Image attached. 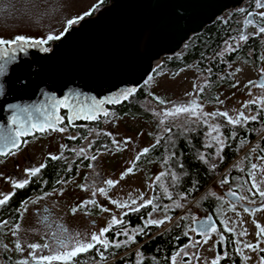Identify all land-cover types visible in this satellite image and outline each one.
I'll return each mask as SVG.
<instances>
[{
  "label": "rangeland",
  "instance_id": "374dc122",
  "mask_svg": "<svg viewBox=\"0 0 264 264\" xmlns=\"http://www.w3.org/2000/svg\"><path fill=\"white\" fill-rule=\"evenodd\" d=\"M26 0H22L23 4ZM101 0H31L34 7L26 10L24 7H19L15 15V6L11 9V6L6 9L4 19L0 20V27L5 25V28L13 26L15 24L25 25V20L29 17H33L37 23V30L34 34L40 39H45L49 34L60 35L64 32L67 26V21L71 19L80 18L82 20L88 17V13L91 9L97 6V3ZM243 5V4H242ZM24 6V5H23ZM103 7V6H102ZM101 7V8H102ZM100 7L96 10V12ZM230 9L226 11L222 16L228 14ZM258 13L264 12V7L257 10ZM219 17V18H220ZM78 21V22H79ZM249 21V20H248ZM77 22V23H78ZM76 24V23H75ZM71 25L70 27L74 26ZM69 27V28H70ZM258 28L254 24H247L245 32L238 34L234 38V41H229L223 47V53L239 46L243 41L239 40L241 34L246 36L255 35ZM182 48L177 52L183 55ZM174 55V54H173ZM162 64V63H161ZM160 64V65H161ZM259 75H263L264 79V42L259 50V55L256 63L248 58L241 56L229 63L228 69L224 74L218 75L217 79L219 83L217 86L207 89V75L200 73L193 64L186 65L184 67H178L173 69H161L156 73H151L145 82L141 85L147 91L149 99L141 104L143 106L144 115H117L112 110H108V115H102L95 117V121L98 122V127L95 125L89 127L87 125H81L84 129V134H110L111 144L105 151L98 152V158L103 159L101 172L104 176V182L100 188L105 189V194L96 192L95 200H98L99 206L108 209V211H102V214L94 217L85 218L83 214H79L77 211L75 214L72 212V207L77 203V194L75 192L77 188L78 178H71L64 182L59 189L48 193L47 195L39 196L29 207H41L47 205L48 211L52 212V220L62 222L63 227H66L70 233H79L81 239H90V231L86 228L90 220H96L97 226L94 233H99L100 229L108 226L113 217L120 220L123 212L136 208L140 204H144L145 201L151 199L152 185L154 180L159 176L161 179L162 168L158 162L143 161V156H140L139 160L136 157L144 150L149 149V146L160 136L164 134L167 140L173 139L175 134H165L169 129L171 130L178 126V123L172 122V117L166 116V112H170L171 108L181 105H187L192 101L199 106L197 116H189L188 114L182 115L187 120L193 121L192 124H182L187 131L190 129L201 128L202 145L204 151L200 155L202 161L207 162L209 165L215 167L219 161L220 148L224 146L226 137L224 136L220 127L218 116L216 117H203L202 113H215V112H227L232 118L237 117L241 112L245 116H255L258 110H264V104L259 101L264 100V88L256 86V82ZM230 80V81H228ZM203 89L202 98H198V92ZM139 90V89H138ZM137 90V91H138ZM214 94V99H209L210 94ZM209 99V100H208ZM256 100L257 103L248 104L249 101ZM154 101V102H153ZM222 102V103H221ZM247 104V107L245 105ZM93 120V121H94ZM92 122V121H90ZM243 122V121H242ZM72 125L71 127H64V131H58L52 133L48 132L44 134H82V131H78V126ZM218 125V132H212L208 135L211 126ZM175 130V129H174ZM190 135V134H188ZM186 136V135H185ZM218 136L223 145L217 143L213 137ZM116 141V143H113ZM170 142V141H169ZM210 145V146H209ZM111 150L108 153L107 150ZM171 148L168 146L165 155L167 159L172 155L169 151ZM60 148L57 145L56 148L50 150L53 154H57ZM177 156L175 152H173ZM250 161L248 163V173L250 186L247 185V181L242 176H237L234 180H231L228 175V171H222L216 175L210 186L207 188L208 198L215 200V212L219 217L221 226L223 228L232 229L230 231L233 234L236 251L240 255V264H259L257 251H251L244 247L245 244H256L257 239V227L260 225L264 227V210L256 211L254 214L246 212L240 204L232 203L225 197V192L237 193L240 197L245 199L241 200L248 205H259L261 198L257 194V189L252 187L253 182L257 183L259 189L264 191V156L258 154L257 148H251L249 151ZM32 158L35 163L41 161L44 156V151L36 150L32 153ZM174 156V155H173ZM176 156H174L176 158ZM109 159V160H107ZM106 160V161H105ZM235 159L233 162H235ZM234 166L235 173L242 172L243 161H238ZM256 164L257 168L252 169L251 165ZM10 163L8 164V166ZM12 169V164L9 166ZM132 168V172L124 175L122 174L127 169ZM173 169L170 170V172ZM81 172V171H80ZM88 173L89 170H86ZM250 173H254L255 181H253ZM175 175V171L171 174ZM173 179V177H172ZM227 179V183H222ZM112 180L116 183L114 186L109 187L105 181ZM162 182V180H160ZM175 180H171L169 184H166L165 190L167 195H161L164 201H167L162 208H156V211H152L145 220L149 219L162 220L165 215L169 216V210H176L178 212L177 217L182 214L184 228L189 235L188 247H183L184 252L176 259V264H212V261L217 257V242L219 243L218 229L216 232H211L208 236L207 242L204 241V236L197 237L196 232H193L194 219L199 220L202 217L207 216V212L203 206L195 201V199L188 201L186 204H182L181 207H177V204H181L183 198L176 195L172 186ZM86 184L88 182L86 181ZM162 184V183H161ZM76 185V188H75ZM99 189V187H98ZM159 192V191H158ZM89 193H91L89 191ZM158 194V193H157ZM102 200H99V197ZM171 197V199L168 198ZM143 197V199H141ZM136 200V204H132L131 201ZM256 203H251V201ZM110 201H117L119 203H127L129 207H117ZM235 205V207H233ZM262 205V203H261ZM259 205V206H261ZM189 207V209H187ZM178 210V211H177ZM30 215H26L28 218ZM170 217V216H169ZM176 217V218H177ZM173 219L167 220L163 227L170 224ZM220 227V226H219ZM23 229V228H21ZM33 229V228H32ZM129 235H133L135 231L126 229ZM27 231V232H26ZM246 231V235L241 236L240 233ZM23 237L24 241L21 242L22 251H17L16 247L13 249H0V260H11L12 264H18L20 261H30L29 253L32 251L28 245H30L31 237L36 233L35 228L33 230H25ZM127 238V237H126ZM195 241H201L200 244L192 246ZM184 253H187L185 255ZM50 254L49 251H41L38 255ZM187 257V261L185 258ZM248 257V259H245ZM187 262V263H184ZM1 264V263H0Z\"/></svg>",
  "mask_w": 264,
  "mask_h": 264
},
{
  "label": "water",
  "instance_id": "95a60500",
  "mask_svg": "<svg viewBox=\"0 0 264 264\" xmlns=\"http://www.w3.org/2000/svg\"><path fill=\"white\" fill-rule=\"evenodd\" d=\"M245 1L109 0L94 15L68 28L48 51L29 47L16 52L7 72L0 75V152L14 149L4 147L5 138H17L18 131L33 135L52 129L49 124L61 129L65 121L61 107L68 123L72 116L71 124L104 115L108 106L126 100L122 92L134 89L135 93L164 56L177 53L191 36ZM261 80L263 75L256 82ZM89 115L94 118H86ZM18 141L20 146V136ZM228 193L225 197L244 209L259 208L243 203L237 193L235 197ZM204 221L217 226L208 213L193 223L197 234H202L199 225ZM219 241L224 242L222 235Z\"/></svg>",
  "mask_w": 264,
  "mask_h": 264
},
{
  "label": "trees",
  "instance_id": "16d2710c",
  "mask_svg": "<svg viewBox=\"0 0 264 264\" xmlns=\"http://www.w3.org/2000/svg\"><path fill=\"white\" fill-rule=\"evenodd\" d=\"M109 0H101L97 3L93 9L87 14L92 16L96 13V10L108 3ZM255 0H246L243 5L228 12L224 17L217 18L212 24L206 26L200 33L191 36V38L183 44V55L181 53H175L174 55L164 56L163 63L156 67L153 73L161 69H173L178 67H184L189 64H193L194 67L202 74L207 75V89H211L219 83L218 75L224 74L229 67V63L241 56L248 58L256 63L259 55V50L264 42V33L259 35H248L247 39L243 41L239 46L223 53V47L229 41H234V38L238 34L245 32L248 24V20L254 21L256 28L258 26H264V20L258 15V8L256 10ZM248 13H253L249 16ZM79 21V19H78ZM77 21V22H78ZM245 34V33H244ZM56 40L49 41L46 46L49 48ZM230 81V80H228ZM203 91L198 92V98H202ZM213 91L209 96V99H214ZM149 99L147 91L143 87H140L138 91L130 95L126 100L115 106H109L108 110L114 111L117 115H144V108L141 104ZM208 99V100H209ZM154 102V101H153ZM174 108H171L172 111ZM184 113L178 116L172 117L174 124L178 123L177 129L174 128L167 131L165 134H181L182 143L177 156L172 153L167 159V155L162 153L161 147H157L150 153L146 154L145 161L158 162L165 175L161 176V179L154 180L152 185V204L145 207H140L138 211L129 209L122 213L121 220L122 225H116L112 230L106 234V238L110 241H125L127 238L124 235H116L126 229L135 231L142 229L140 234L134 235V242L121 245L119 248H109L105 253L106 259L101 261L96 253V249L91 252L83 253L75 259L80 261V264H137V253H140V259L142 264H172L171 257L174 256L177 251L185 247L189 242V235L186 234L183 221L181 220L182 214L178 217L176 210H169L170 217L173 221L166 227H163L167 220L160 224L149 225L144 227L145 220L149 214L153 211V208H162L167 201H164L163 197L166 184H169L172 179V173L175 171L177 179L172 186V190L176 195H181L183 201L180 204H186L188 201L195 199L200 203L207 213H212L216 218L218 231L224 234V244L227 245L226 250L220 246L222 243H217V256L221 257L219 264H239L240 259L237 255L236 246L234 242L233 234L230 231H225V228L221 226L219 217L215 212V200L208 198L207 188L214 180L216 175L222 171L227 172L229 178L234 180L237 176H242L247 181V185L250 186L248 163L250 161L249 151L251 148H257L258 154L264 156V110L260 109L256 113V120H249L247 123L241 122V124L233 126L227 123L224 117L218 116L220 127L226 141L223 150L219 152L220 158L215 167L209 165L207 162L201 160L200 155L204 151L202 145L201 128L195 129H182L184 124H192L193 121L187 120L183 117ZM168 117V116H167ZM78 131L84 129L81 125H87L89 127L95 125L98 127V122L95 120L90 122L79 121ZM71 127V126H70ZM84 134V131H82ZM190 134V135H188ZM193 134V135H191ZM186 135V136H185ZM108 148V145L101 146L102 150ZM176 156V158L174 156ZM237 159L235 162H233ZM243 161L242 172H234V166ZM50 162V161H49ZM173 169V172L170 170ZM74 173L71 172V175ZM162 180V182L160 181ZM162 183V184H161ZM167 188V187H166ZM159 191V192H158ZM158 193V194H157ZM160 193V194H159ZM180 196V197H181ZM189 209V207L187 208ZM178 211V210H177ZM177 217V218H176ZM117 228H122L117 230ZM99 247V245L97 246ZM103 251V249H101ZM187 260V257L185 258ZM6 264H12L11 260H7ZM57 264V263H55Z\"/></svg>",
  "mask_w": 264,
  "mask_h": 264
},
{
  "label": "flooded vegetation",
  "instance_id": "af4514ba",
  "mask_svg": "<svg viewBox=\"0 0 264 264\" xmlns=\"http://www.w3.org/2000/svg\"><path fill=\"white\" fill-rule=\"evenodd\" d=\"M24 3L26 4H23L22 0H0V20L6 17L4 13L10 6L11 9H13L18 5L14 11L15 15L19 7H24L26 10L34 7L31 0H26ZM35 30H37V23L34 21L33 17L30 16L29 19L25 20V25L23 26H21V24H15L8 27V29L5 28V25L0 27V39L10 41L16 36H24L33 40L40 39L34 34ZM47 49H51V46ZM61 112L65 119V121L61 123V129L78 124L79 121L72 124L68 123L66 110L63 107H61ZM48 130L52 133L59 131L46 128L42 132H34L33 135L21 134L20 137L22 138V144L18 148H14L12 151L0 155V193H13L6 204L0 205V222L8 221V224L5 227L0 228L1 250L13 249L12 247H16L17 242L21 245V242L25 240L23 234L27 232L24 231L27 229L33 230L35 228L36 231V233L33 234V237H31L30 244L44 245L45 243L51 242V234L57 232V225L63 226V223L55 221L54 219L52 220L53 211H48L47 205L41 207L37 206L33 209H29V207H31L32 203L36 201L39 196L53 193V191L59 189L64 182L71 178H78L76 182L77 188L75 185V192L78 196L76 199L77 203L72 209L77 208L79 214H83L85 218L102 214V207L97 206L99 204L97 203L98 200H95L96 195L93 196V190H97L98 187L100 188L104 182V176L101 172L103 159L98 158V152L105 151L101 149V146L106 145V143L107 145L111 144L112 138L110 137V134H44L48 132ZM70 137H75V139H70ZM158 140L159 143H157ZM155 142L156 143L149 146V151L147 153H150L152 150L160 146L162 153L165 155L168 146H170L173 152L179 154L178 151L181 147L182 135L175 134L173 139L167 140L164 134H160ZM57 145L60 150L57 154H53L50 150L56 148ZM80 149H84V151L81 153ZM36 150L44 151V156L38 163H35L31 156ZM107 152L111 153L112 151L108 149ZM52 156L60 158L53 160L51 159ZM93 156L96 157L94 160L92 159ZM143 161H145V156H143L141 163ZM9 163L10 165L12 164V169L9 168ZM42 164L45 165V167H43L36 176L31 177L29 184L24 188H13L11 183L12 180L19 181L27 178L25 175V169L39 167ZM86 170H89V172L87 173ZM71 172L74 174L71 175ZM86 181L88 184H86ZM89 191L91 193H89ZM0 198H2V196H0ZM88 200H95L96 204H88L84 208L79 207L82 202ZM99 200H102V198L99 197ZM261 203L264 204V201ZM261 203L259 205H261ZM261 206H259V208ZM248 212L251 213L252 210H249ZM28 214L30 216L25 218ZM89 222L90 223L86 225V228L90 231V234H93L97 222L94 219ZM17 225H19V227L16 230V234L13 235V229H15ZM217 228H219L218 224L216 226V229ZM120 229L122 228H117V230ZM201 235L203 236V234H196L197 237H200ZM217 235L218 237L219 235L224 237L222 232H219ZM257 243H259V248L264 249V241H258ZM220 246L223 250H226L227 248V245H225L224 242ZM43 251L47 250L45 249ZM237 255L240 259L238 252ZM257 256L258 260L261 257H264V251L257 252ZM8 259L12 260L10 257ZM0 263L6 264L4 260H2V262L0 260ZM31 263L32 261L30 258L28 264ZM55 263L57 262H53V264ZM226 264H228V260L226 261Z\"/></svg>",
  "mask_w": 264,
  "mask_h": 264
},
{
  "label": "snow or ice",
  "instance_id": "6c2138e0",
  "mask_svg": "<svg viewBox=\"0 0 264 264\" xmlns=\"http://www.w3.org/2000/svg\"><path fill=\"white\" fill-rule=\"evenodd\" d=\"M256 2V7L259 9L261 7H264V3H261V0H255ZM249 16H252L253 13H248ZM258 15L260 16V18L262 20H264V12H260L258 13ZM78 19L80 18H76V19H71L67 21V26L64 29V32H62L60 35H52L49 34L45 39H30L24 36H16L14 39L8 41V40H4V39H0V75H3L7 72V65L9 63H12L15 59L16 56V52H24L27 50V48L29 47H37L42 51H48L49 49L44 48L43 45L47 44L49 41H53V40H59L62 38V36L64 35V33H66L68 31V28L77 23ZM249 24H253L254 21L249 20L248 21ZM264 33V26H258V30H257V35ZM247 39V36L245 34H241V36L239 37L240 41H244ZM250 83H256V86L264 88V80H261L260 82H250ZM203 89L201 88L200 91H202ZM134 92V89H127L125 92H122L120 95L124 98L127 99L128 96L132 95ZM260 103L264 104V100L259 101ZM60 104H63V101L58 102ZM100 103H104V101H101ZM222 103V102H221ZM252 103H257L256 100L253 101H249L248 104H252ZM245 107H247V104L245 105ZM198 108L199 106L195 103V101L190 102L187 105H181V106H176L174 107V109L170 112H166L165 115L166 116H178L179 114H188L190 117L191 116H197L198 113ZM105 116L108 115V113H104ZM201 115L203 117H216V116H220V117H224L227 121V123L232 124L233 126L239 125L241 124V122L243 121L244 123H247L249 120H256L257 117L256 116H245L243 112H241L237 117L232 118L228 115L227 112H215V113H202ZM86 118L88 119H92L94 118L93 115H89ZM69 123L71 124L72 122V116H69ZM57 120H59V118H57ZM15 122V121H13ZM34 127H37L34 125ZM40 130H43V126H38ZM48 127L52 128V130H57L54 126V124H49ZM218 125H214L211 126L210 131L208 133V135H211L212 132H218ZM59 131H64V129H59ZM170 131V129H169ZM21 135V133L18 131L16 133V137L17 138H13L12 136H8L5 138V144L4 147L5 148H18L19 146V141H18V137ZM70 139H75V137H70ZM214 140L217 141V143L223 145V141H221L219 139L218 136L213 137ZM113 143H116V141H113ZM157 143H159V140L157 141ZM210 146V145H209ZM63 147V146H62ZM220 151L223 150V148L221 147L219 149ZM84 151V149H80V152L82 153ZM149 151V149H144L137 157L136 159L139 160L140 156L146 154ZM3 152H0V155H3ZM60 157L57 156H52L51 159L56 160L59 159ZM96 157L93 156L92 159L94 160ZM203 159V157H201ZM45 167V165H40L39 167H34V168H30V169H25V175L27 178L22 179V180H12V186L13 188L19 189V188H24L27 184L30 183L31 181V177L36 176L41 169ZM252 169H256L257 165L256 164H252L251 165ZM132 168L127 169V171L125 173L122 174V177L124 175H127L128 173L132 172ZM165 175L164 173H161V176ZM250 175L252 176L253 181H255V175L254 173H250ZM157 180L160 179V177L158 176L156 178ZM177 179V177L175 175H173V180ZM60 182V181H58ZM264 182V181H262ZM105 183L109 186L112 187L114 186V184L116 183L115 181L112 180H107L105 181ZM222 183H227V179H225L224 181H222ZM83 187V186H81ZM252 187L257 189V194L259 195V197L261 198V201H264V191H261L259 189V186L257 185V183L253 182ZM99 192L100 194H105V189L104 188H99L97 190H93V196L96 195V192ZM165 194L167 195V192L165 190ZM11 195H13V193H9V194H2L0 193V196H2V198H0V205H4L7 203V201L11 198ZM47 195V194H46ZM228 195H231L233 197H235V193L229 192ZM169 199H171L170 196H168ZM183 198V197H181ZM141 199H143V197H141ZM238 199L243 200L245 199V197L241 196ZM111 203L115 204L117 207H129V205L127 203H119L117 201H110ZM132 204H136V200H132L131 201ZM251 203H256L254 200L251 201ZM88 204H96L95 200H88V201H84L82 202L79 207L80 208H84L86 207ZM149 204H152V200H147L145 201L144 204H140L138 205L136 208L132 209L133 211H138L140 207H145ZM99 207V205H97ZM177 207H179L180 205L177 204ZM233 207H235V205H233ZM77 208H73L72 212L73 214H75L77 212ZM260 210H264V204H262V206L260 208H255L252 209V212L250 214H254V212L256 211H260ZM101 211H108V209L106 208H101ZM153 211H156V208H153ZM245 211H249L247 208L245 209ZM151 216V214H149ZM171 217L165 215L164 219L162 220H155V219H149L145 222L144 227H148L149 225H156L159 226L160 224L164 223L166 220H170ZM183 219V217H182ZM194 223L195 219H194ZM8 224V221H3L0 222V228L5 227ZM122 225L123 224V220H118L116 217H113L111 219V221L109 222L108 226L105 228L100 229L99 233H93L90 236V239H81L79 233H70L66 228H64L62 225H57L58 231L57 232H53L50 236V243H45L44 245H40V244H30L28 245V247L32 250L29 253V256L31 258L32 264H53V262H57V264H80V261L76 260L75 258L80 256L83 253H88L91 252L93 249H96V253L99 256L100 260L103 261L106 259L105 253L108 252L109 248H119L121 247V245L123 244H127L130 242H134V235H129V233L127 232V230H124L120 233H117V235H124L127 237V239L125 241H110L109 239L106 238V234L109 233L112 228L116 225ZM19 225L16 226L15 229H13V235L16 234V230L18 229ZM257 227V239L258 241H264V227L260 226V225H256ZM193 232H197V228L193 227L191 229ZM142 231V229H138L135 230V234H140V232ZM225 231H232V229H228L227 227L225 228ZM211 232H216V227L215 225H212L211 227L208 226V222L204 221L203 223H200L199 225V233H202L204 236V241L203 242H207L208 236ZM187 234V233H186ZM241 236L246 235V231H242L240 233ZM201 241H195L193 243L192 246L198 245L200 244ZM99 245V247H97ZM188 247V245L185 246V248ZM245 248L251 250V251H264V249L259 248V243L257 244H245L244 245ZM16 249L17 251H22V247L20 245V243H16ZM48 250L50 254H46V255H38L39 252L43 251V250ZM101 249H103V251H101ZM184 252V249H180L179 251H177V253L171 257V261L172 264H176V259L178 256L181 255V253ZM185 255H187V253H184ZM137 264H142V260L140 259V253H137ZM245 259H248V257H245ZM221 260L220 256H217L213 261L212 264H219V261ZM18 264H28V261H20L18 262ZM189 264H191L190 260H189ZM259 264H264V257H261L259 259Z\"/></svg>",
  "mask_w": 264,
  "mask_h": 264
},
{
  "label": "built area",
  "instance_id": "2783aa9c",
  "mask_svg": "<svg viewBox=\"0 0 264 264\" xmlns=\"http://www.w3.org/2000/svg\"><path fill=\"white\" fill-rule=\"evenodd\" d=\"M261 3H264V0H261Z\"/></svg>",
  "mask_w": 264,
  "mask_h": 264
},
{
  "label": "bare ground",
  "instance_id": "6f19581e",
  "mask_svg": "<svg viewBox=\"0 0 264 264\" xmlns=\"http://www.w3.org/2000/svg\"><path fill=\"white\" fill-rule=\"evenodd\" d=\"M110 106H112V105H110ZM108 107H109V106H108ZM108 107H107V108H108ZM98 116H102V115H98Z\"/></svg>",
  "mask_w": 264,
  "mask_h": 264
}]
</instances>
